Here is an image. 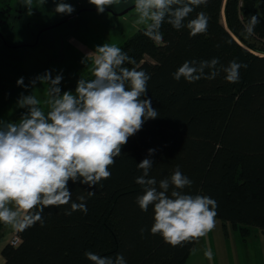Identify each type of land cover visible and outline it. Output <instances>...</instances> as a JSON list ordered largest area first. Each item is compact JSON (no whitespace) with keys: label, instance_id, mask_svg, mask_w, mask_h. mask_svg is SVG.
Here are the masks:
<instances>
[{"label":"trees","instance_id":"obj_1","mask_svg":"<svg viewBox=\"0 0 264 264\" xmlns=\"http://www.w3.org/2000/svg\"><path fill=\"white\" fill-rule=\"evenodd\" d=\"M201 11L209 17L208 30L192 37L186 25ZM252 15L259 23L255 34L248 36L244 25ZM184 24L176 30L165 22L161 44L141 30L117 46L135 61L122 67L150 75L141 99L150 98L159 116L145 121L129 137L122 154L109 166L110 178L93 188L69 182V204L49 206L42 214V225L37 222L23 232L16 230L20 242L3 244L1 264H91L86 251L113 258L123 253L126 264H185L199 239L177 247L166 244L150 232L152 207L144 212L136 203L143 194V187L135 183L142 174L137 164L149 149H156L150 177L159 182L178 165L193 181L183 191L214 199L216 218L243 234L248 226L264 233V0H207L206 5L195 7ZM138 53L151 60L139 64ZM213 58H218V68L234 59L247 68L239 70L237 83L227 82L222 71L211 80L173 79L185 61ZM92 70L83 78L92 79ZM80 76L72 70L75 84ZM74 86L71 82L73 95ZM88 191L94 195L88 196ZM80 195L86 197L87 213L66 215L72 202H81ZM4 225L0 223V231Z\"/></svg>","mask_w":264,"mask_h":264},{"label":"clouds","instance_id":"obj_2","mask_svg":"<svg viewBox=\"0 0 264 264\" xmlns=\"http://www.w3.org/2000/svg\"><path fill=\"white\" fill-rule=\"evenodd\" d=\"M45 2L41 0L42 5ZM117 2L89 0L97 13ZM206 4L207 0H135L136 24L144 26L146 37L161 44L164 40L160 29L165 22L179 30L185 27L184 21L195 7ZM22 6L31 14L33 0H22ZM54 11L70 15L75 9L59 0ZM208 22L207 14L199 12L186 25L189 35L206 33ZM258 23L256 15L250 16L244 25L248 36L255 34ZM87 56L93 57V78L79 79L75 95L71 92L61 95L62 75L53 78L50 72H45L27 86L21 77L17 86L35 89L37 83L47 85L49 110H42L41 101L33 92L21 94L17 105L26 112L20 122L0 121V223L17 231L23 232L37 222L42 225L45 208L69 204L72 197L69 182L93 188L110 178L109 166L122 154L129 137L140 131L145 121L159 116L150 98L141 99L148 90L150 75L122 67L125 62L135 61L120 47L103 44ZM218 64V58L185 61L172 74L173 79L183 78L189 83L202 78L211 80L222 71L227 82L237 83L239 70L247 68L235 59L226 67L218 68ZM205 69L209 70L207 75ZM155 152L156 149H149L147 157L137 164L142 174L135 179L143 187V194L136 198L139 209L147 212L151 206L153 210L151 234H159L172 247L207 235L215 227L217 202L208 196L186 194L183 190L191 187L193 181L182 174L178 165L170 177L159 182L150 177ZM87 195L94 192L88 191ZM77 199L81 202H72L66 215L75 211L87 213L86 197L80 195ZM84 255L91 264H126L123 253L114 258L91 251ZM205 256L211 259V251H206Z\"/></svg>","mask_w":264,"mask_h":264},{"label":"flooded vegetation","instance_id":"obj_3","mask_svg":"<svg viewBox=\"0 0 264 264\" xmlns=\"http://www.w3.org/2000/svg\"><path fill=\"white\" fill-rule=\"evenodd\" d=\"M58 2L46 0L42 5L41 0H33V9L29 14L22 6V0H0V121H6L7 108L26 112L17 105L21 94L33 92L41 101L42 110H49L46 104L47 85L37 83L35 89L17 86L21 77L27 86L45 72H50L53 78L62 75L59 85L62 95L70 92L73 69L81 74L76 78L84 79V74L88 75V69L84 68L82 72L72 55L79 54L88 60L89 50L83 45L86 33L98 35V30L106 29L103 23L108 21L119 38L120 35H128L122 42L134 33L144 31L143 25L136 24L135 0H118L106 7L103 13H97L89 0H63L75 9L70 15L54 11ZM20 118L21 115L18 122Z\"/></svg>","mask_w":264,"mask_h":264},{"label":"rangeland","instance_id":"obj_4","mask_svg":"<svg viewBox=\"0 0 264 264\" xmlns=\"http://www.w3.org/2000/svg\"><path fill=\"white\" fill-rule=\"evenodd\" d=\"M103 24L106 26V29L98 30V35L94 33H86L84 35L83 45H86V48L89 50L88 53L94 52L97 46H102L103 44L118 46L126 37H128L127 34L120 35V39L109 21ZM77 46L78 45L75 47L77 48ZM72 55L74 56L73 60L80 69L83 70L85 68L89 71L91 68H94L92 56H88V60H85L82 55ZM68 58L69 56L67 55V61ZM149 60H151L149 56L144 53H138L136 61H138L139 64ZM82 61H84V63H82ZM75 81L76 80L73 79L71 80L72 88L75 87ZM23 114L24 113L17 108H7L5 113L6 122H14L18 124L19 122L17 119ZM10 207L12 206L10 205ZM215 221V227L213 230L207 235L199 238L193 249L190 251L185 264H264V233L261 232L259 228L256 226H248L249 231L246 234H243L238 228H234L229 222H224L218 218H215ZM14 231L16 230L13 229L11 225H4L0 231V251L6 239L11 245V237L14 235ZM209 250L212 253L211 259L205 256V252ZM2 261L3 258L0 254V264Z\"/></svg>","mask_w":264,"mask_h":264},{"label":"built area","instance_id":"obj_5","mask_svg":"<svg viewBox=\"0 0 264 264\" xmlns=\"http://www.w3.org/2000/svg\"><path fill=\"white\" fill-rule=\"evenodd\" d=\"M20 242V238L18 236H15L13 240H11V244L17 245Z\"/></svg>","mask_w":264,"mask_h":264},{"label":"bare ground","instance_id":"obj_6","mask_svg":"<svg viewBox=\"0 0 264 264\" xmlns=\"http://www.w3.org/2000/svg\"><path fill=\"white\" fill-rule=\"evenodd\" d=\"M15 236H18L17 234H16V231H14V235L11 237V239L13 240V238L15 237ZM12 246H15L14 244H11Z\"/></svg>","mask_w":264,"mask_h":264},{"label":"crops","instance_id":"obj_7","mask_svg":"<svg viewBox=\"0 0 264 264\" xmlns=\"http://www.w3.org/2000/svg\"><path fill=\"white\" fill-rule=\"evenodd\" d=\"M7 242V239L5 240V242L4 243H6ZM232 262H234V261H232Z\"/></svg>","mask_w":264,"mask_h":264},{"label":"water","instance_id":"obj_8","mask_svg":"<svg viewBox=\"0 0 264 264\" xmlns=\"http://www.w3.org/2000/svg\"><path fill=\"white\" fill-rule=\"evenodd\" d=\"M238 42V41H237Z\"/></svg>","mask_w":264,"mask_h":264}]
</instances>
